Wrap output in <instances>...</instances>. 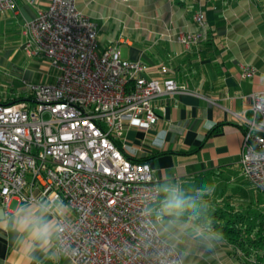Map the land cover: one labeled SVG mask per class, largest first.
Returning a JSON list of instances; mask_svg holds the SVG:
<instances>
[{"label":"built area","instance_id":"obj_1","mask_svg":"<svg viewBox=\"0 0 264 264\" xmlns=\"http://www.w3.org/2000/svg\"><path fill=\"white\" fill-rule=\"evenodd\" d=\"M16 1L0 0V11ZM192 20L198 30L174 38L184 49L205 38L201 9ZM163 36L172 39L169 31ZM24 37L28 56L46 60L55 75L30 86L23 100L0 102V204L31 198L38 188L71 208L74 226L62 256L73 264H148L137 241L136 197L156 183L150 165L129 159L117 140L125 125L151 128L159 120L152 102L185 87L146 77L148 65L123 59L117 45L99 50L97 24L75 0H48L25 22ZM255 72L242 66L245 77ZM243 99L240 171L264 193V161L253 164L248 155L264 150V90Z\"/></svg>","mask_w":264,"mask_h":264},{"label":"crops","instance_id":"obj_2","mask_svg":"<svg viewBox=\"0 0 264 264\" xmlns=\"http://www.w3.org/2000/svg\"><path fill=\"white\" fill-rule=\"evenodd\" d=\"M75 1L97 24L99 50L117 45L123 59L148 65L146 77H168L185 87L152 102L159 120L151 128L125 125L117 140L121 148L134 159H145L155 183L162 173L164 180L171 176L189 188L208 184L213 187L209 204L215 200L235 204L236 179L243 177L242 118L248 117L243 97L264 90V0ZM47 4L48 0H17L14 9L0 11V55H28L24 24ZM198 9L206 22L205 38L184 49L174 38L179 32L198 30L192 20ZM168 31L171 40L163 36ZM161 65L166 74L157 71ZM243 65L256 72L243 76ZM158 133L165 134L162 148L154 146ZM32 194H40L39 189L33 188ZM18 202L11 198L0 208L10 210ZM239 248L224 238L212 253L196 251L190 264H250ZM25 259L26 253L11 237L0 234V264H25ZM54 264L73 263L60 255Z\"/></svg>","mask_w":264,"mask_h":264},{"label":"clouds","instance_id":"obj_3","mask_svg":"<svg viewBox=\"0 0 264 264\" xmlns=\"http://www.w3.org/2000/svg\"><path fill=\"white\" fill-rule=\"evenodd\" d=\"M164 142L165 134L158 133L154 146L162 148ZM248 155L253 164L264 161V150ZM212 191L208 184L189 188L171 176L164 180L161 173L154 186L137 194V241L141 253H148V264H190L196 251L212 253L224 243L209 212ZM73 226L70 206L49 196L37 194L10 210L0 208V234L26 253L25 264H54L55 257L66 254L63 245Z\"/></svg>","mask_w":264,"mask_h":264},{"label":"rangeland","instance_id":"obj_4","mask_svg":"<svg viewBox=\"0 0 264 264\" xmlns=\"http://www.w3.org/2000/svg\"><path fill=\"white\" fill-rule=\"evenodd\" d=\"M116 30L122 31V28L116 27ZM120 48L124 52L126 47L121 44ZM54 75V70L43 58L28 55H0V100L10 102L15 97H24L30 86L47 80L52 82ZM236 185L235 206L239 205L238 208L249 217H255L264 206V193L254 188L244 177H238Z\"/></svg>","mask_w":264,"mask_h":264},{"label":"trees","instance_id":"obj_5","mask_svg":"<svg viewBox=\"0 0 264 264\" xmlns=\"http://www.w3.org/2000/svg\"><path fill=\"white\" fill-rule=\"evenodd\" d=\"M23 96L15 97L10 101L23 100ZM0 102L8 103V101ZM117 146H121L117 142ZM135 162H145V159H134L125 154ZM209 212L213 226L220 230L224 238L236 244L241 254L246 257L250 264H264V206L260 208L255 217H249L235 206L232 201H212L209 204ZM206 214V219H210Z\"/></svg>","mask_w":264,"mask_h":264}]
</instances>
